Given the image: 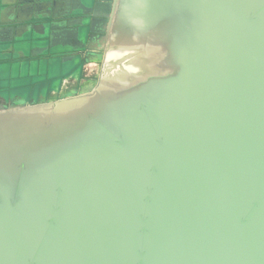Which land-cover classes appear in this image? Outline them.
I'll use <instances>...</instances> for the list:
<instances>
[{
    "label": "water",
    "instance_id": "water-1",
    "mask_svg": "<svg viewBox=\"0 0 264 264\" xmlns=\"http://www.w3.org/2000/svg\"><path fill=\"white\" fill-rule=\"evenodd\" d=\"M0 264H264V0H0Z\"/></svg>",
    "mask_w": 264,
    "mask_h": 264
},
{
    "label": "rangeland",
    "instance_id": "rangeland-1",
    "mask_svg": "<svg viewBox=\"0 0 264 264\" xmlns=\"http://www.w3.org/2000/svg\"><path fill=\"white\" fill-rule=\"evenodd\" d=\"M9 66L13 70H9L6 73V81L1 84V87L8 93L9 97L19 95L27 100L32 98L38 100L40 97L36 95L37 91L49 90L52 87H49L51 82H54V79L58 80L60 78L57 75V71H60L62 76L64 75L62 71L63 62L61 60L53 62V66L49 64V60L43 61L41 66L33 63L27 64L26 62H15Z\"/></svg>",
    "mask_w": 264,
    "mask_h": 264
},
{
    "label": "clouds",
    "instance_id": "clouds-1",
    "mask_svg": "<svg viewBox=\"0 0 264 264\" xmlns=\"http://www.w3.org/2000/svg\"><path fill=\"white\" fill-rule=\"evenodd\" d=\"M132 24L134 26H144V22L142 20H135V21H132Z\"/></svg>",
    "mask_w": 264,
    "mask_h": 264
}]
</instances>
